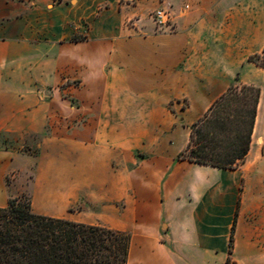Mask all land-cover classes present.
<instances>
[{"label":"crops","instance_id":"crops-1","mask_svg":"<svg viewBox=\"0 0 264 264\" xmlns=\"http://www.w3.org/2000/svg\"><path fill=\"white\" fill-rule=\"evenodd\" d=\"M263 50L264 0H0V207L129 232L127 264H264ZM234 84L245 160L180 159Z\"/></svg>","mask_w":264,"mask_h":264},{"label":"trees","instance_id":"trees-1","mask_svg":"<svg viewBox=\"0 0 264 264\" xmlns=\"http://www.w3.org/2000/svg\"><path fill=\"white\" fill-rule=\"evenodd\" d=\"M263 55L264 50L249 60L264 68ZM260 94L254 85H232L192 125L179 158L237 168L251 146ZM130 245L129 232L36 214L30 196L0 207V264H127Z\"/></svg>","mask_w":264,"mask_h":264},{"label":"built area","instance_id":"built-area-1","mask_svg":"<svg viewBox=\"0 0 264 264\" xmlns=\"http://www.w3.org/2000/svg\"><path fill=\"white\" fill-rule=\"evenodd\" d=\"M154 19L158 26H169L170 25L169 14L163 10L155 11Z\"/></svg>","mask_w":264,"mask_h":264},{"label":"rangeland","instance_id":"rangeland-1","mask_svg":"<svg viewBox=\"0 0 264 264\" xmlns=\"http://www.w3.org/2000/svg\"><path fill=\"white\" fill-rule=\"evenodd\" d=\"M259 61L262 62V63H264V55H263V58H262V59H259ZM66 96H67V95H66ZM22 195H23L24 197H28V196H29L26 192H23ZM82 207H83V205H82Z\"/></svg>","mask_w":264,"mask_h":264}]
</instances>
